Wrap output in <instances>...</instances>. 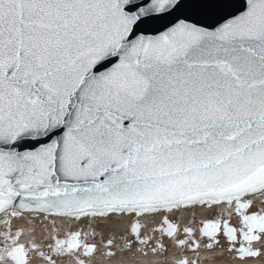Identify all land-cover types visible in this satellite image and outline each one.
<instances>
[{
  "label": "snow or ice",
  "instance_id": "obj_1",
  "mask_svg": "<svg viewBox=\"0 0 264 264\" xmlns=\"http://www.w3.org/2000/svg\"><path fill=\"white\" fill-rule=\"evenodd\" d=\"M264 264V0H0V264Z\"/></svg>",
  "mask_w": 264,
  "mask_h": 264
},
{
  "label": "rangeland",
  "instance_id": "obj_2",
  "mask_svg": "<svg viewBox=\"0 0 264 264\" xmlns=\"http://www.w3.org/2000/svg\"><path fill=\"white\" fill-rule=\"evenodd\" d=\"M217 264H222V262L218 261Z\"/></svg>",
  "mask_w": 264,
  "mask_h": 264
}]
</instances>
